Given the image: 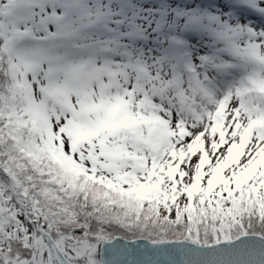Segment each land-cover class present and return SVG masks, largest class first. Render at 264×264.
<instances>
[{
    "label": "rangeland",
    "instance_id": "374dc122",
    "mask_svg": "<svg viewBox=\"0 0 264 264\" xmlns=\"http://www.w3.org/2000/svg\"><path fill=\"white\" fill-rule=\"evenodd\" d=\"M223 1L240 9L249 8L252 13L257 9L264 10L258 5L263 0ZM215 3V0H99L98 3H91L90 0H44L41 5L38 4L41 15L37 18L36 34L32 39L43 63V72H36L40 79L36 74L26 79V102L32 119L29 124L13 121L7 128V134L23 154L33 158L49 157L53 163L64 168L70 156L67 141L63 139L66 140L67 135L73 134L77 127L82 126V130L90 128L92 134L109 132L110 138L117 139L116 142L132 145L128 165L132 166L133 181L129 179V183L140 185L139 188L146 194L142 198L144 204L154 209L158 218L167 220L172 226L187 218L196 220L198 225H206L204 203L200 198L198 204L192 205L191 199L198 201L204 185L219 181L225 190L222 193L217 191L216 195L227 196L229 210L226 216L238 221L235 201L264 183V95H256L258 99L250 104L247 113L244 111V126L234 137H223L224 128L213 129L211 124L208 125L209 117L205 131H211L212 137L217 134L216 141L204 143V139L199 144L200 139L203 141L201 135L190 134L191 139L197 135V145L193 146V150L202 151L193 153L191 166L184 157H173L174 161H169L172 162L169 164L160 148L164 144L161 140L155 143L145 132L147 127L139 131L123 128L122 112L126 106L132 102L139 104L151 96L160 100L163 97L158 94L174 81L178 84L181 97L176 102L181 108L174 112L183 116L184 109L190 111L194 106V96L189 93L191 89L199 90L202 79L193 77L192 87L182 84L185 78L178 69L182 66L191 75L194 72L189 64L193 66L195 61L187 53L186 41L182 43L180 57L173 50L171 46L175 45L178 51L179 43L174 40L172 32L183 33L193 27L192 37L199 38L204 33L207 39L214 37L219 43L227 41L229 47H232L231 42L235 38L240 41L239 46L251 44L246 40H251V34H247L248 23L242 25L235 21L228 29L224 26L228 21L217 20L209 14L210 6ZM245 30L248 31L247 36L241 37ZM198 31L200 35H196ZM222 35L225 40H221ZM166 47H169L170 53L162 54ZM249 50L243 48L240 52L249 54ZM172 57L178 59L177 62ZM214 66L217 68L219 62L211 65ZM12 71L7 73L10 79L14 75ZM39 89L45 95V98L39 99L40 102L36 96ZM234 92L236 95L238 90L234 89ZM201 94L200 91L198 96L203 101ZM104 156L107 160L112 156L119 157L109 153ZM3 164L0 168L6 171ZM36 198L26 196L31 212H27L23 201L9 205L12 208L9 219L18 223V241L10 249L13 251L10 264H25L31 252L35 253L37 264H46L47 259L50 260L48 264H55L52 251L35 230L38 223L49 232L58 231L35 207ZM56 207L66 210L64 215L73 213L65 204ZM64 236L58 235L59 244L74 258L89 249L97 251L98 245L86 246L85 239L76 231L69 234L74 236V245L64 242ZM30 242L32 245L29 246Z\"/></svg>",
    "mask_w": 264,
    "mask_h": 264
},
{
    "label": "trees",
    "instance_id": "16d2710c",
    "mask_svg": "<svg viewBox=\"0 0 264 264\" xmlns=\"http://www.w3.org/2000/svg\"><path fill=\"white\" fill-rule=\"evenodd\" d=\"M38 2L44 0H0V164L4 163L3 168L21 193L37 197L35 207L49 219L57 233L69 235L75 229L88 247L115 237L151 242L187 240L200 245L231 241L242 235L264 237V183L235 201L238 221L226 216L227 196L218 195L225 190L222 183L213 181L204 185L198 201L192 198L191 203L198 204L201 198L206 225L187 218L172 226L144 204L142 198L146 194L140 185L129 183V179L133 181L132 166L128 165L132 145L116 142L109 132L92 134L90 128L77 127L63 139L67 141L70 156L64 168L49 157L33 158L18 149L7 128L13 121L31 122L26 79L33 74L40 79L36 72H43V63L32 40L41 15ZM10 70L14 74L11 79L7 76ZM36 96L38 100L45 98L41 89ZM107 153L119 157L107 160L104 156ZM16 194L0 168V264H10L13 259L10 249L18 241V223L9 219L10 203L17 205L21 201ZM58 204L67 205L73 213L64 215L66 210L57 208Z\"/></svg>",
    "mask_w": 264,
    "mask_h": 264
},
{
    "label": "bare ground",
    "instance_id": "6f19581e",
    "mask_svg": "<svg viewBox=\"0 0 264 264\" xmlns=\"http://www.w3.org/2000/svg\"><path fill=\"white\" fill-rule=\"evenodd\" d=\"M215 1L216 3L210 6L209 14L215 16L217 20L228 21V24L224 25L228 29L229 25L235 21L242 25L248 23L249 33L245 30L241 37L251 34V40L246 39L251 44L239 46L240 41L235 38L232 39V47H229L230 43L227 41L219 43L215 41L214 37L207 39L204 33L199 38L192 37L193 27L183 33L172 32L175 37L174 40L179 43L178 51L175 49V45L171 46L173 50L180 57L183 50L182 43L186 41V47L189 51L187 53L192 55L195 61L193 66L188 63L189 61L186 62L190 67H193L194 73L191 75L182 66L178 69L185 78L182 84L192 87L193 77L199 76V79H202L199 90L191 89V93H189V95L194 96V106H191L190 111L184 109L183 116L174 112L181 108L176 103L181 100V97L178 94V84L174 81L165 91L158 94L163 97L160 100L167 99L165 102H160L157 96H151L150 99L148 98L139 104L132 102L122 112L125 130L135 129L139 131L147 127L145 132L152 137L155 143L159 140L162 141L164 145L160 148L161 151H164L163 155L167 162L174 161L173 157H184L187 158V163L191 166L193 153L202 152L199 149L193 150V146L197 142L195 138L197 135L191 139L189 135L192 133H197L201 135L200 138H203V141L200 139L199 144L204 142V139V143L216 141L215 136L217 134L212 137L211 131L208 129L205 131L208 117L210 118L208 125L211 124V127L216 125L220 129L224 128L223 137L229 135L234 137L238 129L244 126L243 116H246L244 111H249L250 104L258 99L256 95L259 97L264 95V0L258 4L262 6L263 11L256 8L260 12L256 10L253 13L249 8L240 9L241 7H233L223 0ZM196 35H200L199 31ZM221 40H225L223 35ZM243 48L250 49L249 54H242L240 50ZM169 53V47H166V50L162 52V54ZM225 57L227 58V60L225 59L226 65L223 61ZM172 58L177 62L178 59ZM216 61L219 62V66L217 68L211 67ZM234 89L238 90L236 95ZM200 91L203 101L198 96ZM165 131L167 132L165 133ZM171 163L169 162V164Z\"/></svg>",
    "mask_w": 264,
    "mask_h": 264
},
{
    "label": "water",
    "instance_id": "95a60500",
    "mask_svg": "<svg viewBox=\"0 0 264 264\" xmlns=\"http://www.w3.org/2000/svg\"><path fill=\"white\" fill-rule=\"evenodd\" d=\"M3 175L19 193L11 175L6 171ZM18 195L29 211L26 197ZM36 230L46 238L59 262L68 264L42 225L37 223ZM93 264H264V237L242 235L212 245L194 244L187 240L151 242L115 237L112 241L99 243Z\"/></svg>",
    "mask_w": 264,
    "mask_h": 264
},
{
    "label": "flooded vegetation",
    "instance_id": "af4514ba",
    "mask_svg": "<svg viewBox=\"0 0 264 264\" xmlns=\"http://www.w3.org/2000/svg\"><path fill=\"white\" fill-rule=\"evenodd\" d=\"M44 225H42V228H43V230H44V232L49 236L50 235V238L54 241V243L56 244V246L58 247V249L60 250V253H62V255L66 258V260L68 261V263L69 264H93L94 263V258H92V253H93V257H95L96 258V252L95 251H93L92 250V252L90 251V249H89V251H87L86 253H81V256L80 257H73V256H71L70 254H69V252L62 246V245H60L59 243H60V241H59V237H58V235H65L63 238H64V242H66V241H69L70 242V244H73L74 242H72V238H74V236H69V235H66L64 232H60V234L59 233H57V234H55V233H51V232H49L48 230H46V229H44V227H43ZM36 232H37V230H35ZM72 231H74V229L72 230ZM37 234H39V236H41V237H43L44 238V241H45V246H47L51 251H52V253H53V261H54V263L55 264H61L60 262H59V260L57 259V257H56V255H55V253L53 252V250H52V248L50 247V245H49V243L47 242V240H46V238L42 235V234H40V233H38L37 232ZM24 243H25V241H23ZM82 243V242H81ZM30 245H32V242H30L29 243V246ZM74 245V244H73ZM28 246V247H29ZM31 248V247H30ZM33 248V247H32ZM34 249V248H33ZM97 249V248H96ZM32 254L30 255V257H28V259H27V261H26V263L25 264H37V259H36V257L34 256L35 255V253L34 252H31ZM94 254H95V256H94ZM50 260H48L47 259V263L46 264H48V262H49Z\"/></svg>",
    "mask_w": 264,
    "mask_h": 264
}]
</instances>
